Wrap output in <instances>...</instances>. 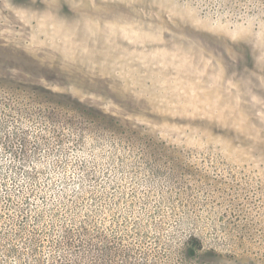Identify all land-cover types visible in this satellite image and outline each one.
Masks as SVG:
<instances>
[{
  "label": "rangeland",
  "instance_id": "obj_1",
  "mask_svg": "<svg viewBox=\"0 0 264 264\" xmlns=\"http://www.w3.org/2000/svg\"><path fill=\"white\" fill-rule=\"evenodd\" d=\"M76 211L131 264H264V0H0V264L73 259Z\"/></svg>",
  "mask_w": 264,
  "mask_h": 264
},
{
  "label": "trees",
  "instance_id": "obj_2",
  "mask_svg": "<svg viewBox=\"0 0 264 264\" xmlns=\"http://www.w3.org/2000/svg\"><path fill=\"white\" fill-rule=\"evenodd\" d=\"M113 121L115 124H120V121L116 118H113ZM148 142L159 147V152L163 155L165 154L164 150L171 146V144H169L163 136H158L155 142H152V140ZM64 212L65 214H68L66 213L67 211ZM57 216L63 217L64 223L60 225L58 230L54 228L50 230V241H55L59 238V240H56L58 241L59 245L66 247H73V245H75L76 247V250L73 254V259H69V261H66L65 264H70V262L72 264H81L80 258H82L81 255L83 254L82 251H84L85 244L92 248L94 254V257L90 259L88 264H118V260H121V264H131L130 260L132 259V255L129 253L130 246L123 243V240L127 241V239H125L123 234L124 229L122 226L120 227L119 231L118 229H115L113 224H111L110 227H106L105 230L102 225H98L96 221L98 230H95L93 229V219L87 217L89 214L81 215L76 211V218L81 220L79 224H75L74 216H71L69 218L70 221L68 222H71L73 226H69L66 223L67 215ZM77 225L79 227H75ZM92 232L99 233V237L93 236ZM175 250L182 257V264H203L198 261H202L203 258L210 257V255L219 256L217 253H215L214 249H205L202 245V242L195 236H190ZM60 260L61 257L59 260L58 257H53L55 264H61Z\"/></svg>",
  "mask_w": 264,
  "mask_h": 264
}]
</instances>
